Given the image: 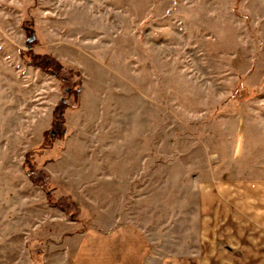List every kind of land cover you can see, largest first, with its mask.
Masks as SVG:
<instances>
[{
  "label": "rangeland",
  "instance_id": "rangeland-1",
  "mask_svg": "<svg viewBox=\"0 0 264 264\" xmlns=\"http://www.w3.org/2000/svg\"><path fill=\"white\" fill-rule=\"evenodd\" d=\"M118 225L124 264H264V0H0V264Z\"/></svg>",
  "mask_w": 264,
  "mask_h": 264
},
{
  "label": "crops",
  "instance_id": "crops-1",
  "mask_svg": "<svg viewBox=\"0 0 264 264\" xmlns=\"http://www.w3.org/2000/svg\"><path fill=\"white\" fill-rule=\"evenodd\" d=\"M124 228L121 225L115 226L106 236L98 235L90 245H80L77 249L76 247L72 248L73 251L78 250L74 259L76 258L75 260L77 261L78 257L80 264H124L127 262V251L135 252L136 256H138L143 248L141 249L139 246L134 245L135 249H125L128 235L132 232L125 233ZM124 250L126 252L125 255ZM116 252L123 253L115 255Z\"/></svg>",
  "mask_w": 264,
  "mask_h": 264
}]
</instances>
